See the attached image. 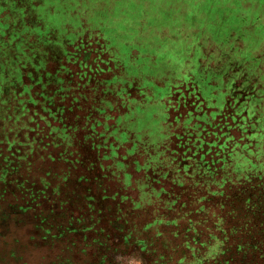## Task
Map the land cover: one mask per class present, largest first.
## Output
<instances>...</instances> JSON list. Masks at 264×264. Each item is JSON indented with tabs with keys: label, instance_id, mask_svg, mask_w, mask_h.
I'll list each match as a JSON object with an SVG mask.
<instances>
[{
	"label": "rangeland",
	"instance_id": "374dc122",
	"mask_svg": "<svg viewBox=\"0 0 264 264\" xmlns=\"http://www.w3.org/2000/svg\"><path fill=\"white\" fill-rule=\"evenodd\" d=\"M262 162L264 0H0V264H250Z\"/></svg>",
	"mask_w": 264,
	"mask_h": 264
},
{
	"label": "trees",
	"instance_id": "16d2710c",
	"mask_svg": "<svg viewBox=\"0 0 264 264\" xmlns=\"http://www.w3.org/2000/svg\"><path fill=\"white\" fill-rule=\"evenodd\" d=\"M261 166L264 167V162L261 163ZM259 183L263 188L262 192L258 194L261 197L259 202L260 206L258 208L259 210H256L257 205L254 207L255 209L251 212V216L264 221V180L261 178V181ZM257 199L258 197L255 198V200ZM227 213V219L225 218L223 213L219 222H216V220H214L213 223L210 224L207 229H205L206 242L208 243V245L213 244V242L221 238L225 242V244H221V246L225 247V250L222 249V251L219 252V255L224 256L226 250L229 251L230 248L234 247L236 251L242 252V257H245L247 252H249V254L251 253V256L257 254L258 260H252L251 258L249 262L250 264H264L263 223L261 222L262 225L255 224L251 227H245L242 224H239V222H241L240 219L246 216L245 213L237 210H235L233 213L227 210ZM207 221L208 219L205 218L201 221V223H206ZM242 234H245L244 238L242 237ZM249 235L250 240L246 239V237H249ZM237 239L238 242L234 244ZM160 242L163 243V241ZM223 261L224 260L222 259L221 262Z\"/></svg>",
	"mask_w": 264,
	"mask_h": 264
}]
</instances>
